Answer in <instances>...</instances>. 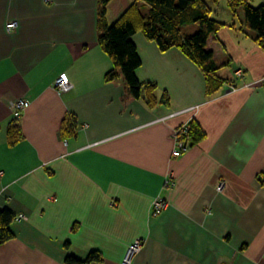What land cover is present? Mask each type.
<instances>
[{
    "label": "crops",
    "instance_id": "1",
    "mask_svg": "<svg viewBox=\"0 0 264 264\" xmlns=\"http://www.w3.org/2000/svg\"><path fill=\"white\" fill-rule=\"evenodd\" d=\"M131 1L110 0L107 21ZM239 8L216 19L225 25L207 41L224 80L211 95L182 51L132 35L136 77L156 87L149 107L143 97L124 104L122 86L104 79L112 61L98 42V0H0V209L25 215L12 221L0 264H66L93 250L101 259L88 264H121L135 238L144 243L131 264H264V91L250 85L264 77V50ZM61 74L70 85L58 91ZM17 98L28 106L10 144ZM70 116L76 134L64 138ZM192 120L203 137L172 155L174 129ZM157 196L167 206L151 216Z\"/></svg>",
    "mask_w": 264,
    "mask_h": 264
},
{
    "label": "trees",
    "instance_id": "2",
    "mask_svg": "<svg viewBox=\"0 0 264 264\" xmlns=\"http://www.w3.org/2000/svg\"><path fill=\"white\" fill-rule=\"evenodd\" d=\"M98 1V42L112 61V67L105 73L104 79L122 86L121 98L124 104L141 97L149 107L158 102L156 87L150 83H142L136 77L135 71L141 60L131 37L137 31L154 41L160 50L176 47L198 64L205 73L206 94H214L221 88L224 80L217 75L218 66L207 41L225 24L212 18L206 0H132L112 22H108L106 18V7L110 0ZM226 3L232 15H235L237 8H242L245 27L256 33L255 41L264 50V1L256 7L250 4V0H226ZM191 24H197V30L191 33L182 30ZM160 102L168 103L165 91ZM75 134V119L71 116L65 118L61 123L60 135L68 138ZM202 137L203 132L195 120L187 125V131L182 135L188 145L195 144ZM20 138L19 126L11 122L7 132L8 143L14 144ZM14 219L15 214L11 210L0 209V245L13 237L10 225ZM100 259V253L93 250L84 260L69 255L64 262L88 264Z\"/></svg>",
    "mask_w": 264,
    "mask_h": 264
},
{
    "label": "built area",
    "instance_id": "3",
    "mask_svg": "<svg viewBox=\"0 0 264 264\" xmlns=\"http://www.w3.org/2000/svg\"><path fill=\"white\" fill-rule=\"evenodd\" d=\"M16 26V22L12 21L6 24V28L8 30L14 29ZM234 75L236 78H241L243 76V70L240 68H236L234 70ZM70 85V80L66 74H61L54 82V87L58 91L66 90ZM251 86H257L262 91H264V77L254 80L251 84ZM237 89V86L232 83H227V88L225 89L228 92L234 91ZM8 106L11 111V121L12 123L16 124L17 126L20 125V119L23 114V111L28 106V101L23 98H17L10 100L8 102ZM197 106H191L182 110H179L177 112L171 113L168 116L162 117L161 120H164L166 117L169 116H175L177 114L183 113V112H191L194 109H196ZM187 125L188 124H181L178 127H176L173 131V138H174V148L172 151V155H177L179 152L184 151L187 149L188 144L187 142L182 138V135L187 131ZM174 185L173 175L172 172H168L165 177L164 186L165 187H171ZM223 183L220 182L216 189L220 191L222 189ZM167 206V202L161 197L157 196L152 200L151 203V209L150 214L151 216H157L159 215ZM25 215L23 214H17L15 216V219L20 220L24 219ZM144 243L143 238H135L126 248L125 254L122 258L121 264H131L134 256L141 250Z\"/></svg>",
    "mask_w": 264,
    "mask_h": 264
},
{
    "label": "rangeland",
    "instance_id": "4",
    "mask_svg": "<svg viewBox=\"0 0 264 264\" xmlns=\"http://www.w3.org/2000/svg\"><path fill=\"white\" fill-rule=\"evenodd\" d=\"M250 4L254 7L258 6L259 4H261L260 1L258 0H250ZM208 5L211 7L212 9V13L211 16L214 19H221V18H228L230 17L227 5H226V0H219L218 4H214L210 1H208ZM238 11L242 12V9L239 8ZM235 23L238 25L239 20L238 18L235 16L234 18ZM183 31L186 32H194L195 30H197V24H191L189 26H185L182 28Z\"/></svg>",
    "mask_w": 264,
    "mask_h": 264
}]
</instances>
